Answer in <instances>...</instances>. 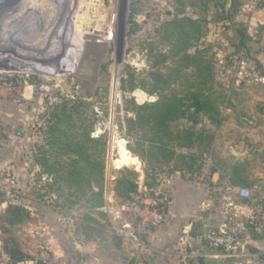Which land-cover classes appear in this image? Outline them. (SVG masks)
<instances>
[{
  "label": "rangeland",
  "instance_id": "obj_1",
  "mask_svg": "<svg viewBox=\"0 0 264 264\" xmlns=\"http://www.w3.org/2000/svg\"><path fill=\"white\" fill-rule=\"evenodd\" d=\"M199 8L185 6L197 17ZM176 9L175 0H0V259L9 257L6 245H15L32 264H82L87 254L79 249L107 264H136L129 260L134 251L130 241L120 234H128L123 226L135 221L134 210L127 200L109 197L119 178L134 174L139 186L154 167L143 140L145 128L129 133L126 118L135 116L134 104L157 99L131 89L132 84L140 87L151 72L165 73L177 63L171 58L158 61L159 54L170 55L158 34L162 17ZM231 23L239 25L234 19ZM217 26L204 25L217 30L220 43L225 33ZM63 101L79 106L92 123L91 136L105 139L104 205L98 211L87 207L86 198L70 205L52 192L51 178L35 162L49 112ZM17 126L24 136L14 132ZM121 147L135 157L134 164L116 163ZM164 176H158L160 183ZM162 189L169 195V207L172 197ZM8 205L22 208L20 219L6 211ZM190 220L197 224L200 219ZM166 223L174 227L176 241L174 248L168 246L172 255L166 259L185 264L200 250L199 235H176L175 226L186 220L174 212L166 211L161 225ZM206 227L194 226V231ZM109 233L121 237V248L105 240ZM224 257V264H232L233 258Z\"/></svg>",
  "mask_w": 264,
  "mask_h": 264
},
{
  "label": "trees",
  "instance_id": "obj_2",
  "mask_svg": "<svg viewBox=\"0 0 264 264\" xmlns=\"http://www.w3.org/2000/svg\"><path fill=\"white\" fill-rule=\"evenodd\" d=\"M175 2L177 9L162 17L158 31L161 42L170 48V55L159 54L158 61L165 63L171 58L177 63L167 67L165 73L151 72L150 80H143L140 87L132 84L131 89L140 88L149 94H155L157 99L134 104L135 116L126 118L129 133L135 130L136 134L138 129L145 128L143 140L145 139V146L152 151L150 157L156 162L152 172L144 179V186L150 195H153V189L159 183V175H170L175 171L191 173L197 170L196 166L209 151L214 137L206 125H218L221 122L219 108L225 91L220 83L215 82L216 56L212 51L219 41L216 37L217 30H208L204 25L216 23V28L223 32L233 29L238 35V40L231 43L233 51L245 50L244 42L247 39L245 28L241 24H230L237 13L240 0ZM187 5L200 7L201 16L197 17L195 12L188 13L185 9ZM92 131V123L83 115L78 105L67 101L55 104L49 112L44 143L38 145L34 155L42 172L51 178L49 188L52 192L63 196L69 204H79L86 198L89 209L104 205L105 139L103 136H91ZM242 166V163H236L232 172L236 174L242 171ZM231 183L235 184L236 181L231 179ZM93 187L97 190H93ZM137 188L135 175H125L117 180L114 193L126 201ZM219 198L220 194L216 197L217 203ZM6 211L13 218L20 219L23 210L17 205H8ZM241 221L249 239H264V230L257 231L247 219L242 218ZM212 230L216 232L219 228ZM204 234L199 232L200 243L208 251L223 254L221 249L207 244ZM105 240L116 248L122 246L121 237L116 234L109 233ZM5 250L13 262L31 259L15 245H6ZM224 263L215 257L195 255L187 259L185 264ZM36 264L43 263L38 261Z\"/></svg>",
  "mask_w": 264,
  "mask_h": 264
},
{
  "label": "crops",
  "instance_id": "obj_3",
  "mask_svg": "<svg viewBox=\"0 0 264 264\" xmlns=\"http://www.w3.org/2000/svg\"><path fill=\"white\" fill-rule=\"evenodd\" d=\"M234 21L245 28L246 53L264 73V3L250 14L237 10ZM224 33L222 43L230 51L233 49L231 43L238 40V35L231 28ZM214 77L215 82L220 83L216 73ZM223 90L225 94L219 108L221 122L218 125L205 124L206 128L213 132L214 137L209 151L196 166L197 170L191 173L175 171L165 175L163 181V186L172 197L166 210L167 214L171 215L174 212L179 219L186 220V223L179 227L175 226L176 235L185 233L187 237L198 236L199 231H194V226L201 228L207 226L208 229L223 227L225 219L220 213L219 205L216 204V197L228 187H246L250 189L255 203L264 204V86H247L232 91L223 88ZM236 163H242L243 170L235 174L232 172V167ZM144 179L143 177L141 186H144ZM231 179L236 183L232 184ZM115 196L113 191L110 200ZM96 209L98 211L100 208L92 210ZM192 218L200 220L196 224L190 220ZM171 226L169 223L160 225L145 240V247L139 250L138 260L131 257L129 260L136 264H167V256H163L161 252L171 254L167 250L168 246L175 247L176 241L172 237L174 233L171 232L174 227ZM199 236L196 238L198 242L196 248L206 249L198 250L192 256L205 255L224 262V255L208 251L207 247L200 243ZM250 242L254 247L264 249V239H250ZM128 245L134 249L133 243L130 242ZM79 252L87 254L82 264H107L100 257L89 252L81 249Z\"/></svg>",
  "mask_w": 264,
  "mask_h": 264
},
{
  "label": "built area",
  "instance_id": "obj_4",
  "mask_svg": "<svg viewBox=\"0 0 264 264\" xmlns=\"http://www.w3.org/2000/svg\"><path fill=\"white\" fill-rule=\"evenodd\" d=\"M264 0H243L240 12L250 14L255 11ZM212 51L215 53V73L227 91L247 86H264V73L251 59L244 49L229 52L220 42ZM165 176L162 178L164 180ZM160 183V180H159ZM153 189L150 195L146 186H139L137 191L130 194L126 205L134 210L136 215L133 223L123 228L128 234L120 232L126 240L134 245L131 258L138 260L139 250L145 247V240L150 237L164 221L165 213L170 201L169 195L162 189L163 182ZM246 199V201H243ZM220 213L225 222L218 231L208 229L204 234L207 244L222 250L224 256L233 258L232 264H264V249L254 247L246 235L242 218L253 224L257 231L264 229V204L255 203L250 189L246 187H228L219 198ZM223 228L230 230L225 233ZM163 256L171 254L161 252ZM0 264H32L29 261L13 262L10 257L0 259ZM167 264H176L169 261Z\"/></svg>",
  "mask_w": 264,
  "mask_h": 264
},
{
  "label": "bare ground",
  "instance_id": "obj_5",
  "mask_svg": "<svg viewBox=\"0 0 264 264\" xmlns=\"http://www.w3.org/2000/svg\"><path fill=\"white\" fill-rule=\"evenodd\" d=\"M135 162H136L135 157L129 154V152L126 149L121 147L120 156L119 159L116 160V163L119 165H123V164H133Z\"/></svg>",
  "mask_w": 264,
  "mask_h": 264
},
{
  "label": "water",
  "instance_id": "obj_6",
  "mask_svg": "<svg viewBox=\"0 0 264 264\" xmlns=\"http://www.w3.org/2000/svg\"><path fill=\"white\" fill-rule=\"evenodd\" d=\"M15 133H17L18 135L24 136L25 133L24 131L21 129V126H17L16 129L14 130ZM225 233H230V230L227 228H223Z\"/></svg>",
  "mask_w": 264,
  "mask_h": 264
}]
</instances>
